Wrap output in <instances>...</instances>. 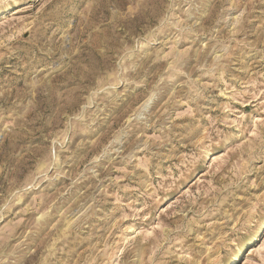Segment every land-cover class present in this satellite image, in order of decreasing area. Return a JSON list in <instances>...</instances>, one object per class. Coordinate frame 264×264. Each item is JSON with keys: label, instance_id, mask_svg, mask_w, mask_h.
Here are the masks:
<instances>
[{"label": "rangeland", "instance_id": "obj_1", "mask_svg": "<svg viewBox=\"0 0 264 264\" xmlns=\"http://www.w3.org/2000/svg\"><path fill=\"white\" fill-rule=\"evenodd\" d=\"M0 264H264V0H0Z\"/></svg>", "mask_w": 264, "mask_h": 264}]
</instances>
